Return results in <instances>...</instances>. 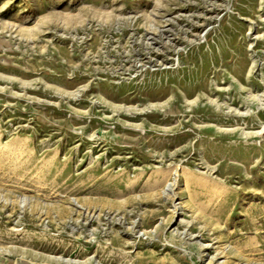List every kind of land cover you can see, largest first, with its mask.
<instances>
[{
    "label": "rangeland",
    "instance_id": "1",
    "mask_svg": "<svg viewBox=\"0 0 264 264\" xmlns=\"http://www.w3.org/2000/svg\"><path fill=\"white\" fill-rule=\"evenodd\" d=\"M0 264H264V0H0Z\"/></svg>",
    "mask_w": 264,
    "mask_h": 264
}]
</instances>
